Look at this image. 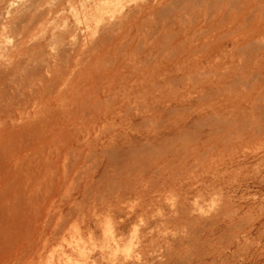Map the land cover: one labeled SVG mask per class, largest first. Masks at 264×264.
Instances as JSON below:
<instances>
[{
  "label": "rangeland",
  "instance_id": "rangeland-1",
  "mask_svg": "<svg viewBox=\"0 0 264 264\" xmlns=\"http://www.w3.org/2000/svg\"><path fill=\"white\" fill-rule=\"evenodd\" d=\"M254 5L0 0V185L8 165L19 177L36 163L60 177L65 197L49 211L62 232L50 238L57 218L44 222L12 264H264V0ZM204 6L233 19L201 24ZM146 87L156 95L141 97ZM128 164L135 177L168 178L179 195L144 173L164 201L155 200L151 225L128 223L118 244L116 223L136 206L114 200ZM84 200L124 215L87 216Z\"/></svg>",
  "mask_w": 264,
  "mask_h": 264
},
{
  "label": "bare ground",
  "instance_id": "bare-ground-1",
  "mask_svg": "<svg viewBox=\"0 0 264 264\" xmlns=\"http://www.w3.org/2000/svg\"><path fill=\"white\" fill-rule=\"evenodd\" d=\"M221 2H222V4H226L228 9L232 5L238 7L237 9H239L240 13L246 12L247 11L246 7L250 3H255L256 6L262 8L260 6L262 4V0H221ZM134 8H135L134 13H135L137 19L141 18L143 16V14H144V10L141 7L139 8V6H137V8L136 7H134ZM221 8L222 7H216V8L215 7L214 8H210V7H207V6L202 7L201 11L199 10V12L200 13L201 12L204 13L206 18L204 19L203 22H201V24H208V26H209V24H212L209 27L213 28V26H215L216 24L230 23L232 21V19H233L232 15L230 13H227L228 10L225 13L222 12ZM157 11L155 10L154 13H156ZM160 11H163V10H160ZM199 12H197V14H196L197 16H199ZM250 12H251V10H250ZM250 12H249V14H250ZM162 13L164 15L166 13V11L159 12V14H157L155 16L161 15ZM195 13H196V11H195ZM131 14H132V12H131ZM208 14H210V16L213 15L215 17H219L220 16V18L222 20L220 18H219L220 20H214V19L210 20L211 17L208 16ZM165 18H167V15L164 16V20H165ZM207 18H209V20ZM145 19H146V17H145ZM167 19H166V21H168ZM170 19H169V21H171ZM195 19H199V18L195 17ZM246 20H248V19H246ZM173 21H172L171 24H173ZM174 23L175 24L177 23L176 20H175ZM190 24H197V23L195 22V23H190ZM186 62H188V61H186ZM186 62L184 61L185 66H186V64H188ZM181 63L182 62H180V64ZM178 65H179V63H178ZM171 67H173V66H171ZM190 67L193 68V66H189V69H188L189 70V72H188V76L189 77H191V76H193V74H195V71L194 72L190 71ZM176 69H177V71L179 73L180 69H178L177 65H176V68H173V70L175 71ZM180 72H181V70H180ZM183 72H181L182 75H183ZM156 86L157 85H154V88ZM157 88H158V86L156 87V89ZM161 88H158V89H161ZM145 89L144 90L146 92L145 93L143 92V94H145V95L141 94V97H144V96L147 97L146 95L150 96L147 93L151 92L152 90H149V88H147V87ZM153 91L150 93L151 95L153 94ZM153 95L155 96L156 94H153ZM137 97H139V96L137 95ZM141 97H139V98H141ZM155 99H158L157 103H159V99H161V97L160 98L156 97ZM158 105H160V103L157 104V107H155V106L154 107L157 109L159 107ZM159 108L162 109V110H165V109H163L161 107H159ZM156 109L153 110V111L156 112L158 110V109L157 110ZM160 109H159V113H161V111H162ZM162 112H164V111H162ZM163 114H162V116H163ZM153 119H157V115L152 116L151 121H153ZM147 120H150V118L148 119V117H147ZM147 153H146V155H147ZM151 153L149 152V154H151ZM151 155L155 156L154 153H152ZM150 156L148 155V157H150ZM35 165H36L35 170L33 172H28V173L26 171V170H28V168L26 166H24V167L20 166L19 167V174L20 173L21 174H20L19 177L15 176L16 173H17V172H15L17 168L12 169L13 166L8 165L4 169L5 175H4L3 179H2V182L5 183V184L2 183L0 185V250H1L0 251V260H1L0 264H12L11 261H12V258L15 256V254H18L17 255L18 257L21 256V257L24 258L25 252H26V245L28 244L29 241H31V236L34 234L35 229L36 228L39 229L40 227H42L41 225L44 224V222H46V225L45 226L43 225V226H44V228L47 229L48 224L50 223L48 221H52V220L57 218V220L55 221V226H54L55 230H54V232L51 233V236H50V238H52V239H55L62 232V229H64L63 228V224H65V223H62V221H60V219L58 217H56L55 214H51L49 212L50 211V207L52 206L53 203L55 204V202H57L58 200H62L63 201L65 199V197L63 196V193H61V189H62V185H63L62 183L63 182L60 179V177L55 176L53 174L49 175L42 169L41 166H37L36 163H35ZM134 166L132 165V168H131V164H128L127 168L128 167H130V168H128V169L126 168L127 171L129 170L128 173H126L127 175L123 174V172L125 173V171L122 172V175L123 176L126 175L128 180L131 179L130 176H133L132 174L134 173V171L132 169L135 168ZM184 169L186 170V168H184ZM124 170H125V168H124ZM148 170L149 169H147V171ZM176 170H173V171L175 172ZM179 170L182 171L181 168H179L174 174L178 173L179 177L177 175H175V176L180 179L181 177H183L185 172L184 171L183 172H179ZM130 172H131V175H130ZM138 172H136L135 174L137 175ZM148 172H146V170H145V172H143V173L139 172L137 177L133 176V177H135L134 182L135 181L138 182L139 181L138 177L140 179L141 176L143 177V175H145L144 173H146L150 178L154 177L157 174V173H155V175L151 176V175L148 174ZM195 172L198 173L197 171H195ZM180 173H182V176L180 175ZM188 173H189V171L187 170L186 175H188ZM196 173H194L195 174L194 176L200 175V173L197 174V175H196ZM120 174H121V172H120ZM120 174L118 176H120L119 178L121 179V175ZM147 175H145V177ZM157 175H160V174H157ZM157 175L155 176V177H157V179H156L157 182H155V180H154L155 178L154 179L151 178L152 182L154 180L155 184H158V187H161V189L162 190L164 189V191H166L165 189H167L169 187L170 192H171L172 189H174V191H177V194H178L179 187L176 186L178 188L177 190H175V188H172V187H174V185L171 184V182L169 183L170 180L167 181L168 178L164 177V176H167V175L163 176V174H162V177H164V180H162L163 178L161 179V177H160L161 175L160 176H157ZM126 176L123 178L124 180H125ZM171 176H173V175H171ZM147 177H146V179H147ZM149 177H148L147 180L143 179L144 178L143 177L142 178L143 180L140 179L141 182H138L137 184H136V182H135V184L134 183L131 184V182H132L131 180L129 181L130 183H128V182L123 183L124 180H122L123 181L122 182L120 179L117 180L119 183L117 181L116 182L114 181L115 182L114 183L115 186H116V184L118 185V184H121V182H122V185L116 186V187H118V189H119V187L122 188V189H121L120 196L117 197V198H114V200L117 199V201H119V200L123 201V200H127V198H128V200L132 199L133 202L134 201L136 202V206L131 210L130 214L128 216H126V218H124L122 222L116 223V226H117V237H118L117 238V243L124 241V234H125V231H126L128 223H130L132 221L136 222V220L140 219V220L144 221V224L146 226L151 225V221L148 218V214L153 209V207L156 206V205L155 206L153 205L155 200L159 196H162L163 194H162V191H160V190L158 191L157 189H155L154 184L150 181L151 179ZM165 178H166V180H165ZM172 178H174V176ZM178 178H175L176 181H174L175 179L173 181L174 182H177V180L179 181ZM159 179H161L165 183L167 182L166 184H168V187L167 188H166V186L164 187V185H165L164 182H162L161 186H160V183H159L160 180ZM158 180H159V182H158ZM180 180H182V179H180ZM125 181H127V179ZM163 183H164V185H163ZM169 184H171L172 186H170ZM162 185H163L164 188L162 187ZM115 186H114V188H116ZM152 188L157 190V193H158L157 195H159V193L161 192L160 195L157 196V198H155L156 197L155 196L156 192L153 190L154 194H155L154 195L153 191H151ZM180 188H182V186ZM115 191H116L115 194H117L118 190H115ZM108 194H111V192H108ZM112 194H113V191H112ZM167 194H169L168 196H170V193H167ZM186 195H188V194H186ZM110 196H112V195H110ZM162 198H161V201H160V198H158L159 203L160 202L163 203L164 197H162ZM184 198H185V196H184ZM66 200H68L70 202L71 201L75 202L76 201V197L71 195V194H69L66 197ZM111 200H113V199H111ZM112 202H114V201H112ZM110 203H111V201H110ZM60 204H61V202H60ZM82 204H83V207H82L83 211L85 212L84 214L87 215V216H90L91 212H93L94 215H96V214L100 215L101 214L100 217L103 216V215H106L107 217L112 218V219L122 218L123 215H124V211H122L121 209H117L114 206H111V204L108 205V206H104V205L99 206V205H96V204L95 205H89V202L85 201V200L82 202ZM155 204H158V203H155ZM156 207H158V206H156ZM160 208H161V210L162 209L164 210V207L160 206ZM60 210H61L60 211L61 213L66 211L64 208H61ZM75 211H76V209H75ZM75 211L72 208H70V209H68L66 211V214H67V216L71 215V217H73L76 214ZM99 215H97V216H99ZM145 225H144V227H145ZM106 255H107L106 253H102L101 257H106ZM94 262H99V261L95 259Z\"/></svg>",
  "mask_w": 264,
  "mask_h": 264
}]
</instances>
